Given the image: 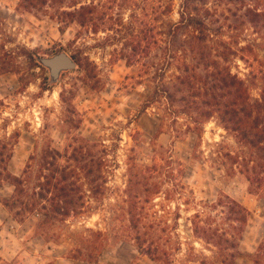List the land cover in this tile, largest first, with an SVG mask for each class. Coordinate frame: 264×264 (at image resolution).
Masks as SVG:
<instances>
[{
	"label": "rangeland",
	"instance_id": "374dc122",
	"mask_svg": "<svg viewBox=\"0 0 264 264\" xmlns=\"http://www.w3.org/2000/svg\"><path fill=\"white\" fill-rule=\"evenodd\" d=\"M183 2L62 0L30 12L19 7L20 0H0V72L10 70L0 75V138L19 133L8 170L21 176L31 156L39 158L50 149L57 150L65 164L76 147L90 144L92 153L104 158L107 178L104 193L85 200V214L47 228L44 236L36 214L19 222L2 205L14 191L4 184L0 264H164L136 247L124 193L129 168L151 166L159 146L165 148L166 158L185 166L184 176L178 178L184 196L167 200L161 193L151 204L173 227L172 241H161L172 251L171 264L220 261L215 248L195 238L190 220L196 210L210 205L212 214L225 217L224 208L217 206L224 196L250 212L234 264H264V194L250 191L236 163L249 148L225 129L218 115L202 120L179 104L171 106L161 91L180 75L172 59L180 55L200 66L197 73L204 77V65L217 63L259 99L264 90V29L244 22L242 16L247 9H264V1L189 0L190 11L206 23L199 54L192 57V45L185 41L198 33L181 29L172 36V45L166 35V24L180 20ZM76 6L94 8L97 19L83 27L74 18L58 19L61 10ZM248 46L253 53L241 51ZM60 53L76 67L54 79L40 59ZM249 54L261 60L244 61ZM169 188L171 181L162 192ZM88 230L102 234L96 262L72 257L79 236L88 235Z\"/></svg>",
	"mask_w": 264,
	"mask_h": 264
},
{
	"label": "trees",
	"instance_id": "16d2710c",
	"mask_svg": "<svg viewBox=\"0 0 264 264\" xmlns=\"http://www.w3.org/2000/svg\"><path fill=\"white\" fill-rule=\"evenodd\" d=\"M49 2L62 3V0H20L19 7L31 12L44 8ZM188 2L189 0L183 2L180 20L177 23L166 24L168 28L166 35L170 36L168 44L172 45L174 44L172 36L177 35L181 29L191 28L198 33L197 37L193 36L192 39L185 41L187 45H192L188 50L192 57L199 54L204 41L202 35L206 23L200 16L190 11ZM85 10H88L87 13ZM95 14L94 8L76 6L71 11L61 10L58 19L74 18V21L83 27L86 22L91 23L97 19ZM102 18L105 20L107 16L104 15ZM242 19L255 28L264 29V9H247ZM108 20L111 23L110 27L113 28L112 19ZM194 43L198 46L196 47ZM251 49L249 46L242 47L241 51L253 53ZM172 59L179 65L180 75L175 81L164 85V89L161 90L164 98L171 106L179 104L186 112L196 113L202 120L218 115L225 129L233 132L237 140L249 148L250 153L236 163L240 172L246 176L250 191L264 194V90L259 99H253L243 80L219 67L215 62L214 67L204 65L207 71L204 77L197 73L200 66L194 62L189 63L180 55L172 56ZM243 59L261 60L256 56L252 57L251 54ZM211 67L214 71L209 69ZM250 67L254 70L256 66L252 63ZM8 71H10L8 68H3L0 75ZM144 107L145 109L148 107V102ZM18 140L17 132L0 138V188L7 183L14 187L11 198L4 199L1 203L15 220L23 222L30 215L36 214L37 228L44 236L47 228L85 214L88 210L85 200L88 197L98 198L104 193L107 183L103 170L105 161L104 158L92 153L94 145L76 147L65 164L61 163L62 156L57 150H45L39 158L31 156L23 174L17 176L8 170V163L13 157ZM164 149L162 146L154 149L155 158L151 166L133 164L129 168L124 193L129 233L136 247L152 260L171 264L172 251L161 241L164 239L168 244L172 241L173 227L151 208V204L161 193L167 200L171 197L184 196L185 188L178 178L184 176L185 166L181 162L173 161L171 157L166 158ZM170 181L172 188L162 192L165 184ZM217 206L224 208L225 212L222 214L225 213V217L212 214L209 210H212L213 206H206L203 210L195 211L190 220L192 230L195 238L217 250L220 257L217 264H234L250 212L227 196L219 198ZM168 213L167 211L166 214ZM101 236L100 231L93 230H88V235L79 236V246L72 257L96 262L102 250ZM196 264L211 263L199 260Z\"/></svg>",
	"mask_w": 264,
	"mask_h": 264
},
{
	"label": "water",
	"instance_id": "95a60500",
	"mask_svg": "<svg viewBox=\"0 0 264 264\" xmlns=\"http://www.w3.org/2000/svg\"><path fill=\"white\" fill-rule=\"evenodd\" d=\"M40 62L51 71L54 79H57L62 71L73 70L76 67L75 62L66 53H60L51 58L40 59Z\"/></svg>",
	"mask_w": 264,
	"mask_h": 264
}]
</instances>
